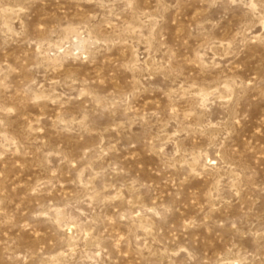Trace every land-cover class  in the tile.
<instances>
[{"label": "rangeland", "instance_id": "obj_1", "mask_svg": "<svg viewBox=\"0 0 264 264\" xmlns=\"http://www.w3.org/2000/svg\"><path fill=\"white\" fill-rule=\"evenodd\" d=\"M0 264H264V0H0Z\"/></svg>", "mask_w": 264, "mask_h": 264}]
</instances>
